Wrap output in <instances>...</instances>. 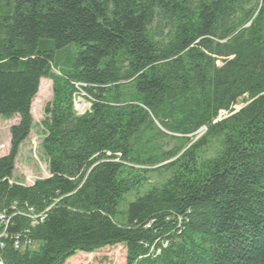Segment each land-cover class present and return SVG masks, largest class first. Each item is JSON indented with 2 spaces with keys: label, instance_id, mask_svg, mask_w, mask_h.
Instances as JSON below:
<instances>
[{
  "label": "trees",
  "instance_id": "trees-1",
  "mask_svg": "<svg viewBox=\"0 0 264 264\" xmlns=\"http://www.w3.org/2000/svg\"><path fill=\"white\" fill-rule=\"evenodd\" d=\"M6 8L0 117L18 122L0 157L2 264H65L119 245L125 264H264V0H7ZM68 51L64 76H55ZM42 79L53 83L42 123L49 177L25 186L12 176ZM74 84L91 102L81 116ZM220 111L230 115L215 122ZM162 139L173 151L139 156ZM169 160L165 182L140 195L146 171L134 167ZM25 238L31 245L15 249Z\"/></svg>",
  "mask_w": 264,
  "mask_h": 264
},
{
  "label": "rangeland",
  "instance_id": "rangeland-1",
  "mask_svg": "<svg viewBox=\"0 0 264 264\" xmlns=\"http://www.w3.org/2000/svg\"><path fill=\"white\" fill-rule=\"evenodd\" d=\"M7 0H0V13H4L8 8H6ZM71 51L63 54V57L60 60L59 66L52 68V74L55 76L63 77L65 69V63L67 62V57ZM76 90L74 94V109L77 115L81 116L85 113H88L91 108V102L87 98L85 92L82 88L83 85L74 84ZM130 92L126 88L124 96L126 99L129 98ZM53 100V83L50 80L42 79L39 83V89L36 97L34 98L31 104V117H32V128L27 140L20 146L18 150L17 157L15 159L14 172L12 176V181L15 183L29 185L34 183L39 179H45L48 173V163L47 159L42 151V141L44 139V129L43 121L46 118L44 116V110L48 104ZM247 101V102H246ZM248 97L238 100L237 104L233 106L234 111L240 110L242 107L248 103ZM76 106V107H75ZM229 111H220L215 122L225 119ZM18 122L17 117H12L9 120H5L0 117V156L7 155L9 151V129L11 126L15 125ZM155 123V122H154ZM158 127V125L155 123ZM205 133V129H200L195 138H192L191 141L195 142ZM167 135H170L167 133ZM188 136V138H191ZM138 144V143H137ZM143 144V143H142ZM139 145L138 150L141 145ZM175 142L171 140H157L151 143L146 150L141 151L140 157H154L160 158V152H171L175 146ZM174 159V158H173ZM172 160L163 162L161 164H156L151 166L150 163L141 166H135L136 169H143L146 171L144 174V180L142 188L139 191V194H143L151 187L159 186L165 182L169 174L162 170V167L167 163H170ZM134 195L127 197L126 201L130 202L134 199ZM126 251L125 248L121 245L115 247L103 248L92 254L77 253L74 257L70 258L65 262V264H125Z\"/></svg>",
  "mask_w": 264,
  "mask_h": 264
},
{
  "label": "built area",
  "instance_id": "built-area-1",
  "mask_svg": "<svg viewBox=\"0 0 264 264\" xmlns=\"http://www.w3.org/2000/svg\"><path fill=\"white\" fill-rule=\"evenodd\" d=\"M76 107V106H75ZM34 220H39L40 222H42V220L44 219V216L43 215H40V216H36L33 218ZM8 222H9V218L5 215V214H0V223L6 228V226L8 225ZM35 222V221H34ZM34 224V223H33ZM5 228H4V231L0 234V250L4 248V243L2 241V238H5ZM18 239V238H16ZM23 244V245H22ZM31 245V242L25 238L23 241H18V240H15L14 241V248L15 249H20L22 247H26V246H30ZM0 264H2V262L0 261Z\"/></svg>",
  "mask_w": 264,
  "mask_h": 264
},
{
  "label": "crops",
  "instance_id": "crops-1",
  "mask_svg": "<svg viewBox=\"0 0 264 264\" xmlns=\"http://www.w3.org/2000/svg\"><path fill=\"white\" fill-rule=\"evenodd\" d=\"M7 145H9V143L7 144ZM3 156H5V154L4 155H1L0 157H3ZM49 177V175L46 177V178H48ZM33 183H31V184H29V185H27V186H30V185H32Z\"/></svg>",
  "mask_w": 264,
  "mask_h": 264
},
{
  "label": "bare ground",
  "instance_id": "bare-ground-1",
  "mask_svg": "<svg viewBox=\"0 0 264 264\" xmlns=\"http://www.w3.org/2000/svg\"><path fill=\"white\" fill-rule=\"evenodd\" d=\"M3 229V228H2Z\"/></svg>",
  "mask_w": 264,
  "mask_h": 264
}]
</instances>
